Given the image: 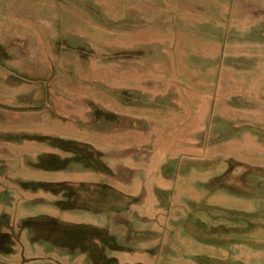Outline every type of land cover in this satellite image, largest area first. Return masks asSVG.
<instances>
[{"label": "rangeland", "instance_id": "374dc122", "mask_svg": "<svg viewBox=\"0 0 264 264\" xmlns=\"http://www.w3.org/2000/svg\"><path fill=\"white\" fill-rule=\"evenodd\" d=\"M250 255L264 0H0V264Z\"/></svg>", "mask_w": 264, "mask_h": 264}, {"label": "crops", "instance_id": "0c3cea01", "mask_svg": "<svg viewBox=\"0 0 264 264\" xmlns=\"http://www.w3.org/2000/svg\"><path fill=\"white\" fill-rule=\"evenodd\" d=\"M136 69H135V79H136V84H138V82L140 81V80H142V77H143V73L141 74V73H139V70H138V65H136V67H135ZM126 73H128L127 72V70L124 72V75L126 74ZM123 75V76H124ZM125 83H126V86H127V84H129L130 82L133 84V82H134V77H132L131 75H126V77H124V80H123ZM138 87V85L136 86V89H138L137 88ZM253 255H250V256H248V260H243L242 258H239L238 257V259L236 258V257H233L232 258V263H235V262H239L240 264L241 263H243V264H258V262L260 263V264H264V258H257L256 259V257H252Z\"/></svg>", "mask_w": 264, "mask_h": 264}]
</instances>
